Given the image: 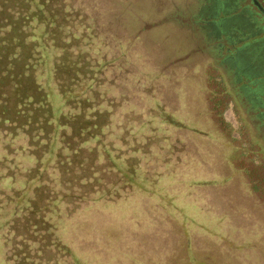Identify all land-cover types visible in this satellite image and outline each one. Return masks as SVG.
<instances>
[{
  "label": "trees",
  "instance_id": "trees-1",
  "mask_svg": "<svg viewBox=\"0 0 264 264\" xmlns=\"http://www.w3.org/2000/svg\"><path fill=\"white\" fill-rule=\"evenodd\" d=\"M138 1L107 0L105 7H100L98 0H0V244L4 264H94L84 260L88 252L72 248L74 244L62 236L73 223L64 219L68 217L66 209L75 206L71 218L81 211V205L102 218L111 217L101 224L103 234L120 233L113 225L115 221H123V227L132 231L140 219L137 215L131 217L128 209L138 203L145 185L158 187L155 164L165 165L166 172L158 177L164 184L160 189H168L166 185L178 175V169L168 164V155L175 149L177 130L182 127L178 123L185 125L186 115L167 110L157 99L160 97L152 83L158 82L161 74L153 56L143 53L146 33L132 35L123 21L126 14L137 15L132 8ZM226 20L205 19L210 21L208 26L216 23L223 31L224 24L221 27L220 23ZM121 41L139 45L143 56H137L146 69L139 74L128 73L134 85L131 96L141 94L139 97L145 98L138 108L136 104L128 108V118L137 115L130 127L128 118L122 119L127 97L123 90H114L113 79L107 76L110 70L123 72L136 57L121 52ZM250 42L255 40L242 45ZM121 61L125 64L123 69ZM217 66L218 62L213 67L219 76L214 80L216 90L211 95L209 111L214 123L226 134L223 107L237 99L235 92L227 89ZM135 85L142 93L132 90ZM159 143L170 152L156 148ZM221 156L229 170L222 182L242 175L239 188L248 195L259 193L258 202L264 207V157L261 155V162L251 168L237 169L229 156ZM179 178L178 181L193 186L199 184L193 178ZM212 179L210 185H219L216 177ZM46 189H57L60 199L67 201L61 203L66 206L61 210L57 199L52 198V206L57 209L51 212L48 208L43 219L42 215L39 217L37 199ZM235 203L236 207L241 204L234 192ZM197 212L209 229L212 223L225 218L209 215L204 209ZM32 217L37 220L34 222ZM97 220L91 221L93 229ZM218 230L216 224L213 232ZM28 233L34 235L33 239ZM233 233L234 239L229 235L224 243L234 254L229 262L249 264V251L255 250V262L264 264V224L246 236L236 226ZM203 253L210 257V251ZM128 255L132 256L127 253L123 257ZM18 256L21 259L17 263L14 259ZM43 256L46 260L42 262ZM191 259L206 264L198 262L194 255ZM128 260L132 264L139 261L134 257Z\"/></svg>",
  "mask_w": 264,
  "mask_h": 264
},
{
  "label": "rangeland",
  "instance_id": "rangeland-1",
  "mask_svg": "<svg viewBox=\"0 0 264 264\" xmlns=\"http://www.w3.org/2000/svg\"><path fill=\"white\" fill-rule=\"evenodd\" d=\"M106 2L98 0L100 7L103 4L105 7ZM256 3L254 5L251 0H139L132 8L137 15H125L123 21L128 24L127 28L132 35L146 33L143 35L146 38L143 53L145 56H153L161 74L158 75V82L156 80L152 83L155 85V93L160 97L157 99L162 101L167 110L179 115L185 114L187 127L186 124L178 123L182 127L177 130V143L168 155L171 156L168 164L175 166L179 172L175 180H170V184L166 185L168 189H160L159 186L164 184L160 183L158 177L161 178L166 172L165 165L155 164L153 172L158 187L145 185V192L139 196L138 203L128 209L131 217L137 215L140 219L135 230L124 228L123 221H115L113 225L118 227L122 236L117 230V235L103 234L101 224L105 219L111 220V217L102 218L101 214L85 210V206L81 205V211L74 213L75 217L71 218L75 206L66 209L68 217L64 219L73 223L62 236L69 239L71 245L74 244L72 248L88 252L84 260L94 264H132L128 258L134 257L136 261L139 260L135 264H199L190 260L194 255L198 262L206 264H231L229 258L231 260L234 254H230L224 243L229 235L234 239V227L240 228L246 236L253 228L264 224V207L258 202L259 193L248 195L239 188V177L242 175L222 182L229 170L221 156H229L237 169L251 168L264 157V97L259 96L261 101L252 103L243 89L249 81L264 77V66L255 71L258 77L243 72L248 63L257 58L262 59L261 54L264 55V0H256ZM239 15L244 23L236 19ZM208 17L211 22L226 20L224 18L235 19L228 23L226 20L223 26L226 31H223L218 25H213L216 29L208 26L210 21H205ZM249 39L255 42L242 45ZM122 45L121 52L136 57L132 59V64L129 63V67L121 61L122 69L125 65L123 72L111 73L110 70L107 76L113 79L114 90H123L124 97H127V109L122 117L126 120L128 108L135 104L138 108L145 99L139 97L141 94L131 96L130 89L134 85L128 73L139 74L146 69L137 56L142 53L139 45H133L132 41H121ZM216 62L227 89L234 91L237 99L230 100L223 107L225 110L222 116L229 129L226 134L214 123L209 111L211 95L216 90L214 80L219 76L213 68ZM118 82L122 83L123 89ZM132 90L142 93L136 85ZM135 118L127 119L128 127L132 126ZM159 133L163 134L162 131ZM255 136L259 140L257 143ZM156 148L170 152L163 143H159ZM258 150L260 155L257 154ZM180 176L193 178L199 184L193 186L180 182ZM215 177L219 185H210ZM249 179H252V175ZM45 191L42 198L37 199L41 207L39 217L42 215L43 219L46 218L47 210L53 212L54 208L57 209L52 206V198L57 199L62 206L61 210L66 207L61 203L67 201L60 199L57 189ZM234 192L241 203L237 205L239 207H236V203L234 205ZM199 209L208 211L209 215L216 214L225 218L219 223H212L209 229L203 219L198 217ZM56 215L58 219L60 216ZM94 218L98 220L93 229L91 221ZM32 220L35 222L37 218L32 217ZM23 224L28 225V222L24 221ZM216 224L219 230L215 233L213 228ZM28 236L30 239L34 237L32 233H28ZM205 250L211 252L210 257L203 253ZM3 252L0 244V264H4ZM127 253L132 256L124 258L123 255ZM254 254L255 250L249 251V264H257ZM20 259L21 256H18L14 260L18 263ZM40 260L45 261V256Z\"/></svg>",
  "mask_w": 264,
  "mask_h": 264
},
{
  "label": "flooded vegetation",
  "instance_id": "flooded-vegetation-1",
  "mask_svg": "<svg viewBox=\"0 0 264 264\" xmlns=\"http://www.w3.org/2000/svg\"><path fill=\"white\" fill-rule=\"evenodd\" d=\"M251 1L253 2V4L257 5L256 0H251ZM202 11H203V7H202ZM237 17H236V19H238L239 21L244 23V21L241 19L240 15ZM234 19L235 18H231L230 20H227L226 23L231 22ZM224 23H225V21L222 22L220 26L222 27ZM213 25H215V24H213V23L210 24V27L213 29H216L217 27H219L217 25H216L217 27H214ZM239 54H241V52ZM261 56L263 57L262 59L257 58L256 60H254L250 64L248 63V66L245 69H243V72L247 71L249 74L256 76V74H254V73H256L255 71L262 69V67L264 66V55L261 54ZM246 59H248V58H246ZM243 89H244L245 93L249 96V98L251 99L252 103H256V102L259 103V101H261V99H262L259 96L264 95V91H263L264 90V78L257 80V81L249 82V84L244 86ZM259 89H260V91H259Z\"/></svg>",
  "mask_w": 264,
  "mask_h": 264
}]
</instances>
